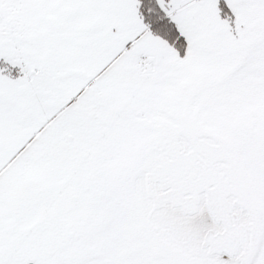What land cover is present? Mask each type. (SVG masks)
Masks as SVG:
<instances>
[{
  "label": "snow or ice",
  "instance_id": "1",
  "mask_svg": "<svg viewBox=\"0 0 264 264\" xmlns=\"http://www.w3.org/2000/svg\"><path fill=\"white\" fill-rule=\"evenodd\" d=\"M0 264H264V0H0Z\"/></svg>",
  "mask_w": 264,
  "mask_h": 264
}]
</instances>
